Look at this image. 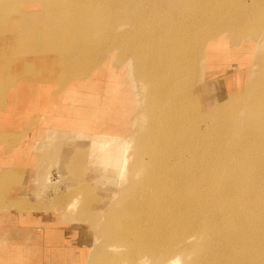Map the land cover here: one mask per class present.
I'll return each mask as SVG.
<instances>
[{
	"label": "rangeland",
	"instance_id": "obj_1",
	"mask_svg": "<svg viewBox=\"0 0 264 264\" xmlns=\"http://www.w3.org/2000/svg\"><path fill=\"white\" fill-rule=\"evenodd\" d=\"M174 27L187 34L179 46ZM16 90L13 110L18 103L29 115L27 107L40 111L49 92L48 104L71 102L65 111L81 119L77 129L49 128L36 143L32 181L0 177L5 251L27 246L30 255L42 253L43 264H133L141 255L134 245L145 244L151 230L141 209L129 223L122 220L130 198L186 168L197 173L182 177L185 186L222 166L217 170L234 172L243 187L244 178L254 181V198H264V0H0V104ZM102 133L128 145L125 169L98 162L95 139ZM247 165L252 175L238 176ZM24 182L25 193L10 195ZM18 215H41L42 222L25 236ZM14 229L22 233L18 241ZM188 234L177 228L160 245L182 254L180 264L192 258L186 244L195 238L186 240ZM148 241L157 243L153 235ZM257 243L264 248V237ZM12 252L2 250L0 264L26 262L23 251ZM147 257V264L160 263Z\"/></svg>",
	"mask_w": 264,
	"mask_h": 264
},
{
	"label": "bare ground",
	"instance_id": "obj_2",
	"mask_svg": "<svg viewBox=\"0 0 264 264\" xmlns=\"http://www.w3.org/2000/svg\"><path fill=\"white\" fill-rule=\"evenodd\" d=\"M165 16L167 18L166 13ZM178 25L180 26L181 24ZM174 28L175 33L173 34V40L176 42V45H178V43L182 41L184 43L183 38L187 37V34H184V30L182 28L180 29V32H178V28ZM185 45L186 47L188 46L187 43ZM184 51L185 50H183V52L178 55H182ZM181 58L182 56H179L178 60H181ZM145 78L146 80H148L150 77L147 76ZM153 87L156 88V86ZM155 90H157V88ZM84 101L85 100H83L81 103H83ZM89 113L91 112L86 110V113L83 114L82 118H84V115H87ZM163 119L165 121V118ZM185 121H183V123ZM154 128L155 127H153L152 130H154ZM146 134H144V136L148 137L149 135ZM169 136L171 135L169 134ZM150 137H148V139ZM95 140H97L98 142L96 154L98 155L97 160L99 163H102L106 166L111 165L117 166L120 169H125L124 166H126L125 163L127 161V159L125 158V153L127 151L128 145L123 144L124 142L122 141L119 142L112 136L107 135L105 133L96 136ZM143 141L145 142V140H142V143ZM148 143L150 142H147L145 144ZM187 146L186 148H188ZM140 150L141 149H139V151ZM145 150L144 153L140 154L146 155ZM147 153H149V151ZM242 154L245 153L242 151ZM143 156H141L140 158L142 159ZM241 157L244 158V160L247 158L245 157V155L240 156V158ZM152 158L149 159L152 160ZM142 160L143 162H145L144 160L147 159ZM227 161H225V165L228 164ZM202 164L205 165L204 162H202ZM220 164H222V162H220L216 166ZM218 168H216L214 171H211L205 176H201V178L199 175V179H196L193 183L185 186L184 184H186V179L183 180L182 177L191 178L197 173L193 168H186L183 172L174 175L172 180L169 178L166 179V184L155 182V185L153 187L151 186L152 188L143 187L140 193H137L132 198H130L131 203L127 205L125 209L126 215L123 217L122 220L129 223V220L133 216L138 214L139 212L137 211L141 209L143 218L142 224L146 227H150L151 230L149 231V234L146 235V239L144 238V241H146L145 244L137 243L138 245H134L139 247L138 252L141 255L137 258L138 260L136 259L137 261L133 264H147L148 255H154L156 258H160L159 264H180L182 254L179 255V253H175L169 246L164 249L160 247V245L163 246V244H165L168 236L172 235L173 231H176L177 228H180V230L182 229V231L189 232L188 236L186 237V240L189 241L192 237L195 238V240L186 244L187 247H192V249L188 252V255L191 254L192 258L187 262V264H264V248L259 249V244L257 243L259 238L264 237V208L262 207V205L264 206V198H254V181H252L251 179L244 178L243 180L245 181L247 187H243L241 180L237 179V177L233 174L234 172L232 173V171H229L228 169V171L225 172L222 170L218 171ZM249 168L250 166H245L243 169L244 171L242 170L240 174L238 173V176H251L252 174L249 173ZM151 176L153 177L156 175L154 174ZM226 183H232V185H234L232 189L231 187L229 189L233 190L232 193H226L224 191L225 186L227 187ZM197 185H199L198 189L199 187L201 188V186H203L205 190L203 191L202 187L198 191L200 192L202 190V192L199 193L200 195L195 196L196 194H198L196 193ZM193 187H196L195 190H193ZM186 189L187 191H189V193H186V191H184ZM210 190H212L211 193H213V196L206 198L205 196L207 194V197L211 195L209 194L210 192H206ZM229 190L226 191L229 192ZM185 196L187 197V199L185 198ZM73 200L77 201L76 198H73ZM218 200L222 202L218 203ZM71 203L76 204V202L73 201ZM195 205H197V207L194 210H187V208H192ZM72 206L73 205L68 208L70 209ZM258 223L260 224L258 225ZM260 225H262L263 229H259ZM124 231L127 232L125 234L126 236H124L127 239L126 242L130 244L131 240L128 238V236H130L131 233L128 232H130L131 229L129 228V225H124ZM136 232L137 233L135 236L140 238V236H142V234L140 235V233L142 232H140V230H136ZM152 235L153 238L157 240L156 245H152V243L149 244L150 242L148 241V239L152 240ZM186 258H188V256Z\"/></svg>",
	"mask_w": 264,
	"mask_h": 264
},
{
	"label": "crops",
	"instance_id": "obj_3",
	"mask_svg": "<svg viewBox=\"0 0 264 264\" xmlns=\"http://www.w3.org/2000/svg\"><path fill=\"white\" fill-rule=\"evenodd\" d=\"M23 88V87H21ZM19 88V89H21ZM18 89V93H19ZM28 90V89H27ZM26 90V91H27ZM36 94L38 97L41 95L39 92L42 91L41 88H37ZM17 90L10 93L9 97L6 98L8 101L5 100V102H1L0 109L5 106V104H9L8 108L6 109L8 111L7 114H2L3 110H0V135H1V141L2 139L6 138V142H0V177L4 175V177H8L9 175L13 174L14 176H25L26 181H32V171H28V168L31 169V166L33 165L34 161H37V150L35 149L36 143L40 141V138L43 137L46 132H48L49 128L58 127V125L63 126H70L73 129L75 128V125L78 124L79 120L81 118H77L74 120V113L72 111H65L64 107H67L70 109L71 102H64V99L62 100L61 104H54L50 105L48 104L49 101V92L43 95L44 104L40 106V111L37 108V111L34 113L32 112L33 109H30V107H27L26 110L29 113H25L24 109H18V103L16 104L14 110L11 108L13 104V99L17 97L16 94ZM46 100V102H45ZM16 101V100H14ZM50 107L52 108V114L47 113L44 117V113L50 112ZM72 107V106H71ZM74 108H80L78 104L73 106ZM72 109V108H71ZM10 112H12L13 117H6V115L10 116ZM32 112V113H31ZM40 113V115H38ZM66 116L72 117L71 120H68ZM5 117V120H4ZM81 125V124H79ZM77 126V125H76ZM28 127H31V130H27ZM90 127V126H89ZM80 129V128H79ZM8 138V139H7ZM33 161V162H32ZM32 162V163H31ZM3 172V173H2ZM35 177L36 172L33 174ZM31 176V177H30ZM3 177V178H4ZM30 177V179H29ZM25 179H21L24 180ZM7 186V184H5ZM21 190H19V187H11L13 188L11 190L10 195H15L17 192L25 193L26 186L25 182L20 186ZM30 188V187H29ZM8 192V191H7ZM10 192V191H9ZM4 215V213L2 214ZM16 218V221L21 222L20 224V232H23L26 236L27 234H30L32 232V228L34 225H37L39 222H42L41 215L36 216V221L34 220H27L24 218V216L18 215ZM38 222V223H37ZM35 223V224H33ZM24 228L26 230H24ZM14 232L16 233L15 241L19 240V237L22 233H19L18 230L14 229ZM19 234V235H18ZM7 238L2 237L0 235V239ZM9 238V243H11V238ZM1 242V241H0ZM19 244V243H18ZM25 245V244H24ZM2 246V245H1ZM41 251H43L42 246L39 247ZM5 251V248H0V253L2 250H4L5 253H9L11 255L14 250L23 251L22 255L26 258L24 263L21 264H43L42 259L40 255L42 256V253L40 251L37 253V255L34 256V253L30 255V252L32 251V248H29L27 246L23 247L22 249H18L15 247V249H10ZM38 249V248H37Z\"/></svg>",
	"mask_w": 264,
	"mask_h": 264
}]
</instances>
